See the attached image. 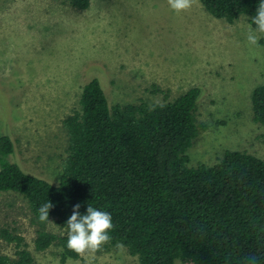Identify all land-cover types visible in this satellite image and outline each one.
Wrapping results in <instances>:
<instances>
[{
  "label": "rangeland",
  "instance_id": "obj_1",
  "mask_svg": "<svg viewBox=\"0 0 264 264\" xmlns=\"http://www.w3.org/2000/svg\"><path fill=\"white\" fill-rule=\"evenodd\" d=\"M253 18L216 19L199 0L179 15L167 0H91L86 10L57 0H1L0 135L16 143L11 160L58 184L69 146L63 121L80 109L83 87L94 78L111 106H154L199 87L195 116L203 127L187 152L189 164L214 166L227 150L264 160V128L254 120L251 100L264 85V34L250 49ZM50 222L48 231L67 236ZM2 229L24 237L32 264H66L57 246L35 250L38 228L18 193H0V251L15 258ZM72 260L139 264L126 247L120 252L107 244Z\"/></svg>",
  "mask_w": 264,
  "mask_h": 264
},
{
  "label": "trees",
  "instance_id": "obj_2",
  "mask_svg": "<svg viewBox=\"0 0 264 264\" xmlns=\"http://www.w3.org/2000/svg\"><path fill=\"white\" fill-rule=\"evenodd\" d=\"M57 1L79 10L91 4ZM199 1L229 23L255 17L261 2ZM201 93L193 87L167 103L111 106L100 81L92 79L83 87L80 109L63 121L69 146L58 184L12 161L16 143L0 135V193L26 201L38 228L35 250L57 246L62 262L80 258L67 248V236L39 221L38 210L49 201V220L66 230L77 204L81 215L89 205L110 213L114 228L107 245L123 243L139 264H243L248 256L264 264V160L227 150L214 166L189 164L187 152L203 127L195 116ZM251 100L254 120L264 128V85ZM1 236L15 245L16 257L0 251V264L34 262L23 236L8 229Z\"/></svg>",
  "mask_w": 264,
  "mask_h": 264
},
{
  "label": "clouds",
  "instance_id": "obj_3",
  "mask_svg": "<svg viewBox=\"0 0 264 264\" xmlns=\"http://www.w3.org/2000/svg\"><path fill=\"white\" fill-rule=\"evenodd\" d=\"M167 4L177 15L190 11L198 4V0H167ZM252 24L248 26L247 42L252 47L259 46L260 34H264V0L258 4ZM53 207L51 202L42 204L38 210V219L42 223H52L49 220V210ZM80 205L77 204L73 209V214L67 220V248L75 252L82 258L94 256L103 246L112 239L110 233L114 228L112 216L106 211H100L92 206H88L87 214H80ZM116 249L120 252L125 250L123 243H117ZM66 264H79L68 257ZM243 264H258L255 256L245 257Z\"/></svg>",
  "mask_w": 264,
  "mask_h": 264
}]
</instances>
